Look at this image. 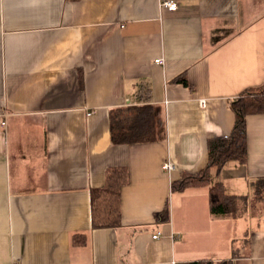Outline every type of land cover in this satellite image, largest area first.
Listing matches in <instances>:
<instances>
[{
    "label": "crops",
    "instance_id": "0c3cea01",
    "mask_svg": "<svg viewBox=\"0 0 264 264\" xmlns=\"http://www.w3.org/2000/svg\"><path fill=\"white\" fill-rule=\"evenodd\" d=\"M263 83L264 0H0V264H264V114L246 118V163L214 173L235 216L211 215L208 187L171 190ZM140 89L167 138L113 144L110 115L144 105ZM117 167L121 226L96 228Z\"/></svg>",
    "mask_w": 264,
    "mask_h": 264
},
{
    "label": "trees",
    "instance_id": "16d2710c",
    "mask_svg": "<svg viewBox=\"0 0 264 264\" xmlns=\"http://www.w3.org/2000/svg\"><path fill=\"white\" fill-rule=\"evenodd\" d=\"M175 82L192 87L186 75H180ZM140 97L146 103L138 107L116 109L110 115V134L113 144H137L163 141L167 138V126L164 111L152 104L149 91L140 89ZM238 118L231 135L213 137L208 140L209 162L206 168L198 173L183 172L178 181L172 182L174 193L184 192L189 188H209V208L214 217H232L237 213L238 197L229 195L221 181H214V173L221 174L229 162L245 164L247 160V124L246 118L251 115L264 114V83L258 87L245 90L233 103ZM129 182L127 168L117 167L106 172L104 193L106 197L99 201L93 210L94 227H120V193L121 188ZM254 185L256 201L264 200V179ZM170 218L167 205L163 220ZM79 235H74V243ZM192 264H225L205 260Z\"/></svg>",
    "mask_w": 264,
    "mask_h": 264
},
{
    "label": "built area",
    "instance_id": "2783aa9c",
    "mask_svg": "<svg viewBox=\"0 0 264 264\" xmlns=\"http://www.w3.org/2000/svg\"><path fill=\"white\" fill-rule=\"evenodd\" d=\"M162 5L164 7H168L170 10H177L178 9V4L176 2H173V1H165ZM155 62L157 64V63H162L163 61H162V59H156ZM200 104L202 107H205L206 106V100L201 99ZM163 163H164V169H166L168 172H172L176 169L175 165L169 160H167ZM158 237H159V234H156L153 236L154 239H157Z\"/></svg>",
    "mask_w": 264,
    "mask_h": 264
},
{
    "label": "rangeland",
    "instance_id": "374dc122",
    "mask_svg": "<svg viewBox=\"0 0 264 264\" xmlns=\"http://www.w3.org/2000/svg\"><path fill=\"white\" fill-rule=\"evenodd\" d=\"M241 201L238 199L237 200V210H238V204L240 205Z\"/></svg>",
    "mask_w": 264,
    "mask_h": 264
}]
</instances>
